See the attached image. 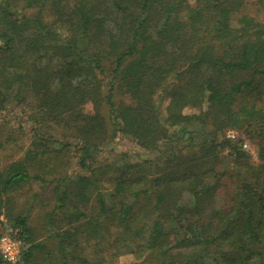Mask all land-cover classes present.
<instances>
[{"label": "trees", "instance_id": "obj_1", "mask_svg": "<svg viewBox=\"0 0 264 264\" xmlns=\"http://www.w3.org/2000/svg\"><path fill=\"white\" fill-rule=\"evenodd\" d=\"M243 6L0 0V112L25 105L32 132L24 158L0 166V237L21 241L15 264L50 263L54 236L60 264L126 256L131 264H264V14ZM56 126L81 141L78 163L88 174L52 180L41 239L12 199L46 179L32 168L53 170L46 155L48 143L62 145L48 133ZM242 129L259 139L258 162L227 137ZM116 136L150 154L100 161ZM224 178L234 187L220 203ZM62 219L68 227L59 229ZM0 264L14 263L0 253Z\"/></svg>", "mask_w": 264, "mask_h": 264}, {"label": "rangeland", "instance_id": "obj_2", "mask_svg": "<svg viewBox=\"0 0 264 264\" xmlns=\"http://www.w3.org/2000/svg\"><path fill=\"white\" fill-rule=\"evenodd\" d=\"M243 11L257 16H262L264 14V9L260 6L256 0H244ZM27 12H31L28 10ZM48 14V11L46 12ZM260 98L262 104H264V86L261 87V92L257 94ZM118 102H124V104H132L133 100L129 95H118L116 97ZM167 102L162 105V111L164 113V108ZM90 106L87 105L86 108ZM194 109L188 108L186 112H193ZM29 111L25 105H14L6 110L0 112V166L5 167L6 164L13 160L23 159L26 152L32 147V132H31V122L29 121ZM236 131V130H235ZM55 139L62 140V145L58 142L47 144V157H52L50 161L53 169L49 173V168L39 166V168L33 169V171L38 173H43L42 177H46L44 180L35 178L31 182H28L24 187L18 192L14 193L13 211H28V218L31 224L35 225L37 228H41L39 233L41 239H44L47 235V231L43 229V222L46 210L52 207V190L54 187V178H62L69 176H74L77 174H88L84 168H82L78 163V153L81 145V141L76 137V134L70 131H62V128L56 126L55 129H50L48 131ZM237 135L243 137L244 140L248 142L247 151L250 152L254 161H259V139L254 135L250 134L244 129L236 131ZM59 141V140H58ZM55 146H62L60 149L54 148ZM101 152L99 154L100 161H106L108 157L116 155L121 151L135 152L140 151L142 156L146 157L150 152H143L140 150L135 141L126 139L123 136H116L109 141L108 145L101 146ZM46 156L43 159H46ZM34 173V172H33ZM227 181L226 187L220 189L221 193L219 196V202L223 203L229 199L230 193L234 187V180L230 178H224ZM1 219L6 220L1 217ZM58 228H67L68 224L66 221L59 220ZM56 237H50L46 240L48 248L51 249L52 255L54 257L51 259L50 263L44 261L35 264H60V260L57 255L56 247ZM42 255V253H41ZM131 256L122 257L120 259V264H131Z\"/></svg>", "mask_w": 264, "mask_h": 264}, {"label": "built area", "instance_id": "obj_3", "mask_svg": "<svg viewBox=\"0 0 264 264\" xmlns=\"http://www.w3.org/2000/svg\"><path fill=\"white\" fill-rule=\"evenodd\" d=\"M227 137L241 140L244 149L248 148V142L243 137L237 135L235 130H229ZM0 253L3 258L11 263H18L21 258V241L15 238L11 233L3 234L0 237Z\"/></svg>", "mask_w": 264, "mask_h": 264}]
</instances>
